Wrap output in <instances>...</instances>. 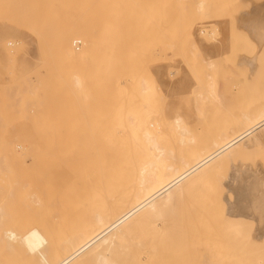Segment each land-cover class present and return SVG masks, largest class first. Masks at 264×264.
<instances>
[{
	"label": "rangeland",
	"instance_id": "rangeland-1",
	"mask_svg": "<svg viewBox=\"0 0 264 264\" xmlns=\"http://www.w3.org/2000/svg\"><path fill=\"white\" fill-rule=\"evenodd\" d=\"M58 1L60 0H0V57L5 59L1 61L0 58V66H3L5 62L3 66L4 69L3 67H1L2 70L0 69V84L1 87L4 85V87H0V90L5 89V87L6 90H9L10 88L14 89L12 91H10L11 89L9 91L7 90L9 94L6 90H1V93L2 91H5V93H7V95L10 97L6 96L5 93L1 95L3 99H0V121L4 123L5 126L0 128V130H2L0 131V136H12L20 138L27 135V137H33L32 139H51V141L58 137L56 140L52 141L54 144H56V142L57 145L68 143L69 147H71V149L76 152L80 151V149L85 146L84 140L88 137H92L91 134L94 133L95 137L93 134L92 139L94 138L93 140H95V142L93 140L92 142L95 144L97 139H99L101 136H113L116 138L127 137L128 140L131 141L128 142V140H125L126 144L129 143L127 145H129V147L133 148L134 150L136 149L135 151H137V149L141 148V146L138 148L136 145L139 142H136L135 145H133V138L131 139L133 134L131 136V132H126L129 129L128 123L130 116L132 115L135 119L136 117L138 118L137 121H139L140 116V120L144 121L147 125L149 123H154L155 121L156 123L158 122V125L155 123L154 124L157 125V128H159V126L162 124L163 126L159 128L160 131L156 127H154L153 130L155 131L157 129L155 132L158 136L161 135V131H163L164 134L162 135L168 137L166 138V143L165 136L164 140L163 136H161L160 138L162 139V143L168 148L172 149L173 147L175 153H185V147H183V145L181 146V144L177 142L178 135L174 130L173 121L176 115H180L183 117V119H185V123L189 125L188 128L190 129V134H192V136H190L195 138L196 143L198 142L197 148H202L212 139L218 138L224 132H229V130L234 127V125L237 126L241 124L240 122L243 120L242 116L244 110V113L255 114L264 105V52L261 51V53H258L261 48L264 51V41H261L262 44H259L260 41L257 38L258 28L257 26L252 25L250 21V18L254 14L253 12L256 11L258 6L264 8V0H204V5L202 7V11L199 10L200 12L197 9L198 3L201 0H173V2L172 0H157V2L156 0H152V4L154 2L153 7L155 4L157 7L159 4H163L159 6H164V10H162L163 12L161 11L160 15L159 13L162 7H160L161 9L159 8V10L155 6L159 10V13H157L159 15V19L158 21L155 20V18H158L156 17V13L154 16L155 18H152L157 21V23L153 21L152 18H150L151 20L149 19V13H147L149 16L144 13L145 20L146 16H148V19L145 23L146 26H144V19H140V21L136 20L139 19V16H136L138 13L133 15V19L131 18L132 16L128 18L125 17L126 19L122 18V23H120L121 25L118 27V34L116 36L117 39L113 45L114 48H112V52H108V54H105V56H103L104 53L101 54L96 52L93 57H89L91 61L93 60L92 64H90V60L88 59H86L88 62L85 60L86 63L83 61L80 62V64L79 62L72 64L70 62V64H68V60H65L66 57L63 55L62 49L60 50L61 40L65 38L62 37V33L64 32L63 30L68 32L67 29L73 25V20L77 17V15L80 14L74 10L78 8V4L81 5V0H78L80 1L79 3L77 0H74L75 3H78L74 5V10H72V6H70L74 4V1H72V4L71 0H67V2L66 0H61L59 3ZM138 1L140 0H137V2ZM160 1H162V3ZM68 2H70L69 5H67ZM132 3L134 2H131V5H133ZM146 3L145 4L148 6L149 1ZM137 4L134 3L135 6ZM140 6H137V9L139 8L142 12H145L147 8L144 7L145 9H143V7ZM149 6L151 7V5ZM134 11L137 12L136 9L133 10V13H135ZM148 11H150V8ZM151 12L150 14L152 15L153 12ZM262 17L264 20V14ZM248 18L250 22L248 21ZM133 21H137V25L135 22L132 23ZM63 26L68 28L64 29L65 27ZM140 26L141 29H139ZM58 30H61V32ZM203 30H205L206 33H204L206 35L203 34V32L201 33ZM56 31H58L61 35H59V33L57 34ZM142 31L147 32L144 33ZM213 31H215L216 34L212 35L211 33H215ZM259 31H264V29H259ZM140 32H142L141 34L147 33V35L143 34L141 36ZM55 33L61 37L58 38L56 35L57 38H55ZM127 33L128 35H126ZM133 33H136V35ZM64 36H66V34ZM143 36H145V40L140 39L143 38ZM60 38L61 40H59ZM137 38H139L138 43L141 40H144L147 43V45H145L146 47L144 44L142 45L141 42L137 46V43L135 44ZM8 41H12L11 43L14 44L13 48L10 47L12 44L9 45L13 52L11 51L8 54L6 52L5 54L3 52L4 50L1 49H3L2 45ZM54 41L57 44H55ZM39 42H41V44H39ZM79 45L80 42L75 43V46ZM139 45L144 46L143 49L145 48V51L142 50L144 53L141 51L142 48L140 49V53L143 55H139V51L137 53ZM135 49L136 53L134 51ZM129 50H133V52ZM16 51L18 54H16ZM255 53L256 55H254ZM96 55L98 57L96 62H100L99 64H96L95 62ZM101 55L103 58H101ZM114 55L115 57L113 58ZM48 56L50 57L48 58ZM246 56L248 57L245 58ZM251 56H254V58L252 59ZM250 58L252 60H255L256 58L255 67L257 68L254 67V70L250 69L248 66V63L251 60ZM9 63H11V66ZM13 63H18V65L15 64L16 66H14ZM64 63L70 65L69 68H75L76 72H78L76 75L73 73V75L78 76L80 74L81 76V74H83L81 77H85V81L82 82L84 78L81 79L78 76L80 80H82L80 81L81 83L79 82V86L77 85L78 88H76V85L74 84L76 83V77L71 74L72 71L74 72V70L70 68L69 72L71 70L72 71L70 73L67 72L68 69L66 66L68 65L64 66L66 69L61 66ZM208 63H211L212 67H209ZM12 65L14 66L13 68L17 67L15 72H13V68V71L10 68ZM18 66H20V69ZM95 66L96 69L93 68ZM77 69L79 71L81 69H85L86 71L84 70L82 73V70L79 72ZM3 70H6V72L8 70L9 73L5 72L6 74L3 76L4 72L1 74ZM18 70H20V74L17 72ZM251 71H253V74ZM248 72H251L252 75L248 74ZM84 73H86V76ZM10 74L13 76V78H11L12 76ZM207 74H210L213 79L211 83L209 82L210 85L214 83V85H211L214 88L212 90H210L212 87L210 88V85H208V81H210V79L208 80L206 78ZM126 75L130 78L127 79ZM70 76L74 77H72L74 82L73 84L71 82L72 79ZM140 77L147 79V81L146 79L144 81L147 83L146 85H149L150 87L148 90H152V92L146 91L148 94L143 93L145 90H147V88L142 90L139 83V81L142 80ZM124 78H126L128 81ZM148 79L150 80L148 81ZM125 80L127 82H125ZM29 82L32 84L35 83V87L37 86V89H39L38 87H41V90H37L36 88L33 89L34 86L32 87V90L29 87L31 85L28 84ZM152 82H154V85ZM108 83H111L112 85ZM127 83H129V85H126ZM72 85L74 86V89H72ZM43 86L47 90L43 88L44 91H42ZM16 88L19 91L16 90ZM28 88L30 91H33V93H36V90L37 92H42L41 94L39 93L40 97L38 96V93H36V95L38 97L37 100L39 99L38 101L40 102L39 106L41 103H43L40 107L45 112H41V108H39L37 104L38 102L35 101L37 106L35 105L34 100H36V95L33 96V93L29 92ZM155 88L157 90H155ZM26 90L29 94L32 93V95H26ZM45 91L48 92L46 93ZM218 92H220V94H217ZM149 93H151V96ZM199 93L201 95H207L208 93L210 94H208L209 96L207 99L200 101L197 97V94L199 95ZM214 93V99H212L213 96L210 95H213ZM20 94L26 96L20 97ZM43 94H48V96L51 94V96H49V98L51 97L50 99H52L51 103L49 102L50 100L47 95L46 97L48 98V101L44 99L45 95ZM53 94H55V96ZM143 94H145V96H143ZM17 95L18 97H15V99L12 97ZM148 95L150 96V99L147 97ZM218 96H220V99H222H217ZM7 97L10 98L9 103L11 106H8L9 104L7 103ZM56 97L60 103L58 105L57 102L58 108H55L57 106L56 104V106L54 105V103H56L55 100H57ZM22 98L24 100H22ZM40 100H44V102H41ZM148 100L151 101V107L148 105ZM5 104L8 107H6ZM25 105L28 108L31 107V109H28L25 107ZM42 105L44 107H42ZM197 106L201 107V112L197 111ZM37 107L40 112L37 110ZM32 108L36 109L38 112L36 113L34 110H32ZM132 110L134 113H132ZM135 110H140L141 113L136 112ZM247 110L249 111L247 112ZM32 111H34V114L30 113ZM135 112L137 114H135ZM151 114H155L156 116ZM39 117L44 118H41L40 120ZM51 120L54 121V123ZM40 121L43 122L39 123ZM169 123L171 125H169ZM233 123L234 125H231ZM42 124L46 125V127ZM34 125L36 126L34 127ZM38 126L41 127L39 128ZM42 126H44V129H49L50 133H48V130H44V133L42 131ZM36 127L39 128L38 131H40V133L38 131L36 133ZM54 127L56 129V135L54 132ZM170 127L173 129V132H169L170 129H167ZM90 130L92 132H90ZM95 131H98V133ZM99 131L100 135L103 133L101 136H97V134L99 135ZM50 134L51 136H48ZM80 139L84 140L80 141ZM130 142L133 143L131 144ZM256 152L255 155L254 152H252L253 154L251 156L250 153L249 155L237 154L236 157L232 158L231 164L224 163L222 169L220 168L217 174H213L211 176L212 180L209 177L211 180L210 184L208 183V179V184L204 181L202 184H196L197 187L193 186L194 190L191 188L186 192V196L189 197H186V199L184 197V200H181L182 202L179 201L177 203L176 214L172 215L171 213H167L166 218H164L167 220L163 219L161 222L159 221V225L161 226L148 224L134 229L121 241L119 245H117L111 251V258H114L117 262H119V264H197L196 249L198 244L195 243H198L197 237L201 231L203 230V233L206 234L205 230H209L211 232H209L210 234H215L217 232V235H220L218 232H224L223 229H226L225 225L227 223H225V225L223 223L226 218V206H224V204L221 207V205L224 203V201L221 203V197H223L222 195L224 194L221 193L224 191L223 189L226 188L224 184L222 183V185L220 181H217V179L220 178L219 180L221 181L226 180L228 176L227 174H230V172H235L233 171L234 165L237 164L239 168L242 167L239 172L237 171V173L240 175L244 173L243 176H245L246 173L249 174L250 171H253V169L258 170V173L262 175L259 176H261L260 179L264 185V165L263 161L261 162V159L259 158L261 153L264 155V150H259L260 153ZM258 155L259 157L257 158ZM200 185L203 186L201 187ZM263 185L262 188L264 190ZM48 186L50 187L49 191ZM222 186L224 187L221 188ZM75 189H71V191L69 189H65L66 191L69 190L67 193L64 190V196L68 194L67 196L69 198L67 196L63 197V194H60L59 196V194L56 195L53 193H57L58 191L62 193L63 188L60 186L53 187L47 185L44 186V188L40 187L38 189L37 194L39 195L40 200L38 202L39 204L37 203L33 208L35 212L33 213L34 216L32 222L34 225L44 228L45 233L47 235H51L54 240L59 239L61 241V239L66 236L64 231L66 230L65 232L67 233L70 231L67 230V228H65L63 225H66L68 229H71V226H73V228L79 226L80 222H82V220L85 218L84 215H88V211L91 214L95 209L101 208L103 206V204H100L101 197L104 201L109 200L105 196V191L103 189L91 188V186H86V188L85 186H76ZM192 190L194 191L193 199L192 196L189 195L190 192L193 193ZM102 192L104 196H100ZM50 193L52 195H50ZM205 193L207 196H205ZM81 194L85 195L83 196ZM195 194H197L196 197H194ZM55 195L64 198V201L62 198L59 199V197H55ZM200 195L201 197H198ZM73 196L76 197L74 198ZM104 197H106V200ZM53 198H56V200ZM64 202L66 203L65 205ZM198 202H200L201 205H198ZM206 209L209 211L208 214L210 215L208 217L211 219H206L207 223H204L205 225L209 224V228L205 226L208 229H205L204 225L202 224L203 222H206L204 220L206 217H204L202 214ZM36 212L40 213V215L37 216V214H35ZM200 217H202L204 220L201 223L198 221V219L202 220ZM67 222L70 223V227ZM210 224H213L212 226L216 225L214 226V229L212 226L210 227ZM201 225L202 229L200 230L198 226L201 228ZM231 225L228 226H230V229L232 228V230H230L232 233L234 231L233 226ZM229 228H227V230ZM228 232L229 231L224 232V234H228ZM147 253H151V255H148ZM24 254L25 252L23 253L18 249L11 252H5L3 254L0 253V256L3 255L4 257L1 264H25L23 259ZM86 263L94 264L92 260L85 261L82 264Z\"/></svg>",
	"mask_w": 264,
	"mask_h": 264
},
{
	"label": "bare ground",
	"instance_id": "bare-ground-1",
	"mask_svg": "<svg viewBox=\"0 0 264 264\" xmlns=\"http://www.w3.org/2000/svg\"><path fill=\"white\" fill-rule=\"evenodd\" d=\"M72 1H74V0H71V4H72ZM129 1L130 0H81V2H80L77 0V2L78 3L80 2L81 5H79L77 2L75 3V1H74V4L70 5V6H72V10H74L73 9V8H75L74 5L78 4L77 5L78 8H76L74 11L78 12L80 14L77 15V17L73 20L74 23L69 29H67L68 32L67 31L65 32V30H63L64 32L62 31L63 32L62 37H65V38H63L62 40H61V38L59 39V40H61L60 50L62 49L63 55L66 57L65 60L66 61L68 60V62H67L68 64H70V62H71V64L72 63H78V62L80 64V62H83V61H84V63H86V62H88L86 59L90 60L89 57H91V56L93 57L96 52L101 53V54L104 53L103 56H105V54H108V52H112V48H114L113 45L115 44V40L117 39L116 38V36L118 34L117 30H118V27L121 25L120 23H122L121 22L122 18L126 19V18L132 16L131 18L133 19L134 18L133 15L134 14L136 15V13H138L136 16H139L138 17L139 19H136V20L140 21V19L143 20L145 18L144 13L146 15H148L147 13H149V15L151 16L150 17L148 15L149 19H150V18L154 17L157 13H159V10L161 9L160 7H162L159 5H163V4H159L157 7L155 4V6L158 9L160 8L158 10L155 6L153 7L154 2L152 4V2H151L152 0H148L150 3V4L148 3V6L146 5L147 4L146 2H148L146 0H143V1L140 0L138 2H137V0L136 1L131 0L130 3H129ZM59 2H61V0L58 1V3ZM66 2H67V0H66ZM131 2H134L135 4L138 3L139 5L137 4L135 6L134 3H132L134 5V8H133V5H131ZM156 2H157V0H156ZM160 2L162 3V1H160ZM172 2H173V0H172ZM69 3L70 2H68L67 5H69ZM127 3H128V5H127ZM142 4H143V6H142ZM149 5H151V7ZM203 5H204V0L199 1L197 10L202 11ZM137 6L143 7V9L147 8L146 9L147 11L145 10V12H142L139 8L137 9ZM59 7H60V4H59ZM148 7L150 8V11H148L149 10ZM259 7L260 6H258L257 7L258 9L256 8V11L253 12L254 13L253 16L251 18L250 17L249 18L251 19L250 21H251L252 25L257 26V28H258V33H257L258 37L257 38L260 41L259 44H262L261 41H264V31H259V29H264L263 28L264 27V20L262 17L264 14V8L263 7L259 8ZM163 8H164V6L160 10L159 15L161 14V11L164 10ZM134 9H136L137 12L134 11L135 13H133ZM177 9H179V8H177ZM151 11L154 13V15ZM58 12H61V11H58ZM150 12L152 13L153 16L150 14ZM159 15L158 14L156 15V17H158L157 19L154 17L155 20L158 21ZM148 16H146V20L148 19ZM249 18H248V21H249ZM146 20H145L144 24L146 23ZM155 20L153 19V21H155ZM137 21H133L132 23L135 22V24L137 25V23H136ZM157 21H155V22L157 23ZM141 22H143V21H141ZM193 23H195V22H193ZM130 24H131V22H130ZM162 24H164V23H162ZM144 26H146V24ZM63 27H65L64 29L68 28L66 26H63ZM131 28H132V26H131ZM136 28H137V26H136ZM136 28H135V32H136ZM139 29H141V26ZM61 30H58V31L61 32ZM143 30H146V29H143ZM58 31H56L57 34L59 33ZM137 31H138V29H137ZM142 32H144V31H142ZM142 32H140V34ZM145 32H147V31H145ZM202 32H203V34L206 33L205 30L201 31V33ZM213 32H215V31H213ZM56 33L54 34L55 38H57V36H58ZM64 33L66 34V36H64L65 35ZM133 34L136 35V33H133ZM140 34H139V36H140ZM143 34H141V36ZM211 34L212 35L216 34V32L211 33ZM59 35H61V34L59 33ZM126 35H128V33ZM144 35H147V33ZM59 37H61V36H58V38ZM144 37L145 36H143V38H140V39L145 40ZM133 39H136V38H133ZM138 39L139 38H137V41L135 42V44L137 43V46H138V44H140V42L142 45L144 44V46L147 45V43L144 40H143L144 42L141 40L138 43V41H139ZM212 39H214V38H212ZM173 40H174V38H173ZM56 41H57V39H56ZM11 42L8 41L2 45L3 49H1V50H4L3 52L5 54H6V52L8 54L12 51V49L10 47L13 48L14 44H12ZM77 42H80L79 46H75V43H77ZM54 43L57 44L55 41H54ZM11 44H12V46L9 47V45H11ZM39 44H41V42H39ZM48 45H52V44H48ZM142 45H139V47L141 46L140 48L139 47H138V49L136 48L137 53L139 51V55L144 53L143 51H145L144 50L145 48L143 49L144 46H142ZM45 46H47V45H45ZM50 48H51V46H50ZM136 49L134 50L135 53H136ZM140 49H141V51L143 50L142 53H140L141 52ZM125 50H127V49H125ZM129 51H131V50H129ZM261 51L264 52L261 48V50H259L258 53H261ZM131 52H133V50ZM1 53H2V51H1ZM16 54H18L17 51H16ZM145 55H146V53H145ZM254 55H256V53ZM5 56H7V55H5ZM103 56L101 55V58H103ZM49 57L50 56H48V58ZM61 57H63V56H61ZM114 57H115V55L113 56V58ZM247 57L248 56H246L245 58H247ZM251 57H252V59L254 58V56H251ZM0 58H1V61L5 60V59H2L3 57H0ZM97 58L98 57L96 55L95 62L97 61ZM252 59L248 63V66L250 69L254 70V67L256 66V61H255L256 58H255V60H252ZM85 60H86V62H85ZM246 61H244V62H246ZM6 62H7V58H6ZM92 62H93V60L92 61L90 60V64H92ZM97 63L99 64L100 62H96V64ZM102 63H105V62H102ZM4 64H5V62H4ZM4 64H3V66H4ZM9 64L11 66V63H9ZM13 64H14V66H16L15 64L18 65V63H13ZM68 64L64 63L61 66L64 69H66L64 66H66ZM20 65H21V63H20ZM3 66H0V69ZM14 66L12 65V67H10L11 70ZM69 66L70 65L66 66L68 69V71L66 70L67 72H69V69L71 68V67L69 68ZM208 66L212 67V64L208 63ZM18 67L20 69V66H18ZM16 68H13L14 71L13 70L12 71L15 72ZM93 68L96 69V66ZM255 68H257V67H255ZM3 69H4V67H3ZM71 69L74 70V72L71 70L72 75H73V73H75V75H76V73H78V72H76L75 68L72 67ZM1 70H0V72H1ZM84 70H82V73ZM19 71L20 70H18L17 72H19ZM77 71H79V70L77 69ZM3 72H4V74H3ZM5 72H6V70H3L1 74H3V76H4L8 72V70L6 73ZM251 72L253 74V71H251ZM251 72H248V74H251ZM254 72H256V71H254ZM19 74H20V72H19ZM85 74L86 73H84V75ZM75 75H73V76L76 77L75 78L76 83L73 82V78H74L73 76H70L72 79V81H71V79H70V81L72 82V84L74 83L76 85V88H78V86H79L78 84H80L81 83L80 81H82V80H80V78L81 79L84 78L82 81V82H84L85 77H83V78L81 77L83 74H81V76H80V74L79 75L77 74L80 78L78 76H75ZM255 75H256V73H255ZM68 76H69V74H68ZM11 78H13V76ZM14 78H15V76H14ZM126 78L129 79L130 77L127 76ZM126 78H124V79H126ZM206 78L208 80L210 79V81H208V83L209 82L211 83L213 80L212 76L210 74H207ZM254 78H256V77H254ZM124 79H123V81H124ZM141 79L142 80L139 81V83L141 85L142 90H145L147 88V90H145L143 93L148 94L147 92L149 91L148 89H150V87H149V85H146L147 83L144 81L146 78L145 79L141 78ZM115 80H116V78H115ZM126 80H125V82L128 81V80L127 81ZM149 80L150 79H148V81ZM257 80H259V79H257ZM146 81H147V79H146ZM2 82L4 83L3 80H2ZM129 83H127L126 85H129ZM210 83L208 85H210ZM28 84L29 85L31 84L29 86L31 89L33 86H34L33 89L37 87V86L35 87V85H36L35 83L32 84L31 82H29ZM108 84H111V83H108ZM152 84L154 85V82H152ZM211 85H214V83H212ZM211 85H210V88L212 87ZM81 86H83V85H81ZM0 87H1V84H0ZM2 87H4V85H2ZM38 88L40 89L41 87H38ZM43 88H44V86L42 87V91H44V89H45V88L44 89ZM10 89H9L10 91L14 90L12 88H10ZM39 89H37V90H39ZM72 89H74L73 85H72ZM212 89H214V88L212 87L210 90H212ZM1 90H6V87H5V89H1ZM1 90H0V97H2L1 95L3 93H5V91H2V93H1ZM16 90H18V89L16 88ZM28 90H29V92L33 93V91H30L29 88H28ZM37 90L35 92L38 93V96H39V93L41 94L42 92H40V91L37 92ZM45 90H47V89H45ZM155 90H157V89L155 88ZM26 92H27V90H26ZM45 92L47 93L48 91H45ZM149 92H152V90H150ZM32 93H30V94L32 95ZM36 93H33V96L36 95ZM5 94H6V96H9V95H7V93H5ZM8 94H9V92H8ZM13 94H15V93H13ZM17 94H18V92H17ZM25 94L28 95L29 93L27 92ZM145 94H143V96H145ZM149 94L151 96V93H149ZM208 94H210V93H208ZM208 94L207 95H201L199 93V95L197 94V97L199 98L200 101L201 100L204 101V99L208 98V96H209ZM217 94H220V92H218ZM43 95H45L44 99H46V101H48L49 96H51V94H49V96H48V94H43ZM46 95L48 98L46 97ZM53 95L55 96V94H53ZM214 95H215V93L213 95H210V96H213L212 99H214ZM25 96L21 95L20 97H25ZM150 96L148 95L147 97L149 98ZM9 97H7L8 98L7 103L9 104L8 106H11L9 103V99H10ZM12 97H14V99H15V97H18V95L12 96ZM35 98H36V100H34V103H35V101L38 102L37 103L38 107L41 108L40 106L43 103H41L39 106L40 102L38 101L39 99L37 100V98H38L37 95ZM50 98H49V100H50L49 102L51 103L52 99H50ZM52 98H53V96H52ZM0 99H3V97ZM14 99H13V101H14ZM56 99H57V97H56ZM217 99H220V96H218ZM217 99H216V101H217ZM22 100H24V99L22 98ZM4 101H6V100H4ZM40 101L44 102V100H40ZM55 101H56V103H54V102L53 103H54V105L55 104L57 105L58 99ZM155 101H156V99H155ZM150 102L151 101L148 100L149 106L151 105ZM59 104L60 103L58 102V105ZM35 105H36V103H35ZM35 105H33V106H35ZM58 105L56 107L55 106L54 107L58 108ZM195 105H197V104H195ZM8 106L6 105V107H8ZM13 107H15V106H13ZM25 107H27V106L25 105ZM38 107H37V110L39 112H40V110L42 113L45 112L42 110V108L39 110ZM42 107H44V106L42 105ZM28 109H31V107ZM52 109H54V108H52ZM157 109H158V107H157ZM196 109H197V111L201 112V107L197 106ZM32 110H34L36 113L38 112V111H36V109L32 108ZM34 111H32L30 113L34 114ZM156 111H158V110H156ZM156 111H154V112H156ZM248 111L249 110H247V112ZM136 112H140V110L136 111ZM136 112H135V114H137ZM244 112H245V110H244ZM244 112H243V116H242L243 120L240 122L241 124H239L237 126H235L234 123L231 124V125H234V127H232L229 130V132L228 131L224 132V133L222 132L223 134L221 136H219L218 138L212 139L208 144H206L202 148H197L198 142L196 143L195 138L191 137L192 134H190V129L188 128L189 125H187L185 123L186 122V121H184L185 119H183V117L180 115H176L174 118V121H173L174 130L178 135L177 142L179 144H181V146L183 145V147H185V150H186L185 153H175V150H173V147H172V149L168 148L162 143V139L160 137L163 136V140H164L165 135H162V134H164V132L161 131L162 133L159 136L155 132L157 129L159 130V128H161V126H163L162 124L159 126V128L156 127L158 125L157 124L158 122L156 123L155 121H154V123L157 125H155L154 123H149L147 125L144 121L140 120V116H139V121H137V119H138L136 117L137 115L135 116L136 119L134 118V116L128 115V116H130V119L128 118L129 119L128 128L130 130L128 129L126 131V132L129 131V133L131 132L130 133L131 136L133 134V136L131 137V139L133 138L132 139L134 142L133 145H135L136 142L137 143L139 142L136 145L138 148L141 146V148L137 149V151H135L136 149L134 150L133 148L129 147V145H127L129 143L126 144L125 140H128V138L126 136H125L126 138H122V137L116 138L113 136H104L103 137V136H101L103 133H101V135H100V131H99V135L97 134V136H101V137L99 139H97L96 144L92 142V140L94 139V138L92 139L93 134H94L93 133V134H91L92 137H88L85 140L80 139V141L84 140L85 146L82 147L80 149V151H76V152H74L71 149V147H69L68 143H63L61 145H57V142H56V144H54L52 141L56 140L58 137L51 141V139L50 140H40V138L39 139H37V138L32 139L33 137H31V136L27 137V135H25L24 137H20V138L12 137V136H7V137L0 136V253L3 254L5 252H11V251H14L17 249L21 250V252H23V253L25 252L24 258H23L25 264H82L85 261H90V260H92L94 262V264H119V262H117L114 258H111V255H110L111 251L117 245H119L121 243V241L125 237H127L134 229L139 228L142 225H148V224L158 226L160 224L159 221L161 222L164 218H166L167 213H171L172 215L176 214L177 203L181 200H184V197H185V199H186V197H189V196H186V194H187L186 192L189 189L193 188V186L195 187L196 184L197 185L202 184L204 181H205V183H207L209 177L211 179V176L213 174H217L219 172V169L220 168L222 169V166L224 165V163L231 164L232 158L236 157L237 154L238 155H242V154H244V155L248 154L249 155V153H250V156H251L253 154L252 152H254V155H255V152L257 150H258L257 151L258 153H260L259 150H264V105L255 114H250V113L248 114V113H244ZM132 113H134L133 110H132ZM124 115H126V114H124ZM151 115H153V114H151ZM200 115H201V113H200ZM47 117H49V116H47ZM41 118H44V117H41ZM41 118H40V120H41ZM121 118H123V117H121ZM141 121H142V123H141ZM42 122L40 121L39 123H42ZM52 122L54 123V121H52ZM1 123L2 122L0 121V128L5 126L4 123H2V124ZM44 124H42V125H44ZM164 124H166V123H164ZM169 125H171V124L169 123ZM35 126L36 125H34V127ZM44 126L46 127V125H44ZM44 126H42V128H43L42 131L44 132V130H46V131L48 130V133H50L49 129H47V128L44 129ZM48 126H49V123H48ZM164 126H166V125H164ZM38 127L40 128L41 126H38ZM38 127H36L37 130L35 128L36 133L39 129ZM154 127L157 128L155 131H153ZM12 128H13V126H12ZM54 129H55V127H54ZM167 129L168 130L170 129L169 132H173V129L171 127L167 128ZM50 130H51V128H50ZM0 131H2V130H0ZM3 132H5V131H3ZM38 132L40 133V131H38ZM54 132L56 135V129L54 130ZM90 132H92V131L90 130ZM96 133H98V131ZM118 133H120V132H118ZM84 135H85V133H84ZM126 135H128V134H126ZM40 136H41V134H40ZM48 136H51V134ZM30 137H31V139H30ZM94 137H95V134H94ZM49 138H51V137H49ZM166 138H168V137L165 136V140L167 143ZM93 141L95 142V140H93ZM129 141H131V140H128V142ZM64 142H66V141H64ZM173 144H174V142H173ZM176 145H177V143H176ZM178 148H179V146H178ZM261 152H263V151H261ZM261 155H262V153L260 154V157L258 155L257 158L259 157L261 159V162L263 161V165H264V158H262V157H264V155H262V156ZM255 162H256V160H255ZM251 166H253V165H251ZM241 168H239L236 164V165H234V170H233L235 172H230V174H227L228 176H227L226 180H222L224 182L219 180L220 178L217 179V181L218 182L220 181L221 184L223 183L225 188H226V189H223L224 191L221 190V191H223L222 193L220 192L221 194L224 193L222 195L223 197H221L222 202L221 201L220 202L223 203V201H224V203L221 205V207L225 204L224 205V206H226L225 217L228 218V219L225 218V221L223 222L224 225H225V223H227L225 225L226 229L224 228L223 230H224V232H227V231L230 232V230H232V228L230 229L229 228L230 226H228V225L232 224L231 226H233L234 232H232V233L228 232V234L227 233L224 234V232H218V234H220V235H217V232L215 234H210L211 232L209 230H205L206 231V234H205V233H203L204 231L202 230L199 235L197 234L198 235V237H197L198 243H195V244H198L197 249H196L197 264H264V190L262 188L263 182L260 179V177L262 175L258 173V170L253 169V171H250L249 174H247L245 172L246 174H245V176H243L244 173L242 175L237 173V171L239 172V170ZM248 169H250V168H248ZM259 175H261V176H259ZM210 179H209L210 182L208 181L209 184L211 183V180H212V179L211 180ZM47 185H50L53 187L54 186H58V187L60 186L61 188H63L62 193H60L59 191H58L59 193L57 191H56L57 193L53 192L56 195L59 194V196H60V194H63V192L65 194V191L67 189H69L70 191H71V189L72 190L75 189L76 186H85V188H86V186H91V188L103 189L105 191V196L109 200L107 201L106 197H104L106 200V201H104L103 198L101 197L100 198L101 199L100 204H103V206L101 208L95 209L91 214L88 211V215L86 214L87 213L86 212L85 213L86 215H84L85 218L83 216L84 219L82 220V222H80L79 226H76L74 228H73V226H71L72 228L68 229V227H66V225H63L65 228H67V230H70V231H68V233H67V232H65L66 230L64 228V230H65L64 233L66 234V236H64V238H62L61 241L59 239L54 240L51 237V235H47L45 233L44 228H40V227L34 225L32 222L33 216H34L33 213L35 212L33 210V208L35 207V205L40 200V197L37 194L38 189L40 187L44 188V186H47ZM224 186H222L221 188H223ZM48 188H49L48 189V191H49L50 187L48 186ZM79 188H81V187H79ZM209 189H212V188H209ZM46 190H47V188H46ZM193 190H194V188H193ZM193 190H192L193 193H191V192L189 193V195L192 196V199H193V194H194ZM198 190H199V188H198ZM68 191H66V193ZM69 193H71V192H69ZM46 194H48V193H46ZM64 194H63V197H66L68 195L67 194L66 196H64ZM94 194H96V193H94ZM102 194H103V192H102ZM102 194H100V196H104V194L103 195ZM209 194H211V193H209ZM50 195H52V194L50 193ZM56 195H55V197H59ZM75 195H77V194H75ZM81 195H83V194H81ZM196 195L197 194H195L194 197H196ZM45 196H48V195H45ZM205 196H207L206 193H205ZM198 197H201V195ZM60 198H62V197H59V199ZM70 198H71V196H70ZM63 199L64 198H62V200ZM65 199H67V198H65ZM54 200H56V198ZM65 202H64V205L66 204ZM199 204L201 205L200 202H198V205ZM202 204H204V203H202ZM191 205H192V202H191ZM64 208H65V206H64ZM207 209L205 211H203L204 213H202L203 216L206 217L204 219L205 221H206V219L207 220L210 219L208 217L210 214H208L209 211H207ZM224 210H225V208H224ZM35 214H37V216L40 215V213H37V212ZM200 215H201V213H200ZM205 215H207V216H205ZM41 217H42V215H41ZM54 217H55V215H54ZM202 217H200V219H202ZM164 220H167V219H164ZM196 220H197V218H196ZM204 220L198 219V221L200 223L203 222ZM213 221H212V223H213ZM59 222H61V221H59ZM165 222H168V221H165ZM195 222H192V223H195ZM204 223H207V221L202 223L204 225V227L209 226V224L205 225ZM209 223H211V222H209ZM229 223H231V224H229ZM67 224L70 227V223L67 222ZM165 225H166V223H165ZM212 225L213 224H210V227ZM159 226H161V225H159ZM214 226H216V225H214ZM214 226H212L213 229H214ZM198 227L200 230L202 229V225H201V228H200V226H198ZM156 228H158V227H156ZM162 228H163V225H162ZM208 228L205 227V229H208ZM227 228H229V229L227 230ZM165 229H166V227H165ZM217 230H220V229H217ZM207 231H208V234H207ZM221 233H222V235H221ZM151 253L150 254L147 253V254L151 255ZM16 254H17V252H16ZM189 257H191V256H189ZM2 259H4L3 255L0 256V264L2 262Z\"/></svg>",
	"mask_w": 264,
	"mask_h": 264
}]
</instances>
